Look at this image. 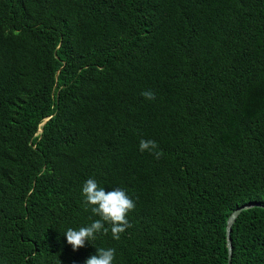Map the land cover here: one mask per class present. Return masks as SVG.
<instances>
[{
  "label": "trees",
  "instance_id": "trees-1",
  "mask_svg": "<svg viewBox=\"0 0 264 264\" xmlns=\"http://www.w3.org/2000/svg\"><path fill=\"white\" fill-rule=\"evenodd\" d=\"M88 178L135 209L74 251L66 230L99 219ZM247 203L264 205V0H0V264H229ZM231 237L232 264H264V206Z\"/></svg>",
  "mask_w": 264,
  "mask_h": 264
},
{
  "label": "clouds",
  "instance_id": "clouds-1",
  "mask_svg": "<svg viewBox=\"0 0 264 264\" xmlns=\"http://www.w3.org/2000/svg\"><path fill=\"white\" fill-rule=\"evenodd\" d=\"M140 94L147 100L155 99V93L151 90H144ZM139 150L148 151L155 158L161 155L157 142L153 140L141 139ZM82 195L86 210L90 207L91 213L99 219L79 229L68 228L64 234L67 243L75 251L84 247L85 241L95 240L97 233L107 235L109 229L105 227V223L111 225L112 238L119 240L121 234L131 226L127 219L128 213L135 209V201L128 196L126 190L119 187L106 190L94 178H88L82 186ZM114 259V248H97L96 254L87 258L85 264H113Z\"/></svg>",
  "mask_w": 264,
  "mask_h": 264
},
{
  "label": "water",
  "instance_id": "water-1",
  "mask_svg": "<svg viewBox=\"0 0 264 264\" xmlns=\"http://www.w3.org/2000/svg\"><path fill=\"white\" fill-rule=\"evenodd\" d=\"M255 206L263 207L264 205L261 203H247L235 209L228 218L226 232H227V244H228V249H229V264H232L233 242H232L231 233H232L233 225L237 217L241 214L243 210L249 209Z\"/></svg>",
  "mask_w": 264,
  "mask_h": 264
}]
</instances>
